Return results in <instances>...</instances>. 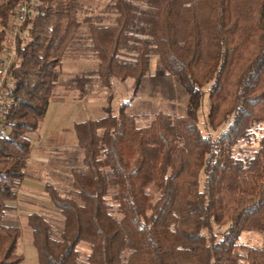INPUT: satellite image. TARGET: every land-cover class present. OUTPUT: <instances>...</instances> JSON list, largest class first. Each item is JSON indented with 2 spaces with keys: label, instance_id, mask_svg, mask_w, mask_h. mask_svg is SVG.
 <instances>
[{
  "label": "trees",
  "instance_id": "16d2710c",
  "mask_svg": "<svg viewBox=\"0 0 264 264\" xmlns=\"http://www.w3.org/2000/svg\"><path fill=\"white\" fill-rule=\"evenodd\" d=\"M21 1L0 0V55ZM84 1L35 0L17 48L10 131L0 137V264L23 260L20 229L5 221L71 50L96 62L74 76L80 99L113 79H131L138 96L156 58L154 76L174 79L186 109L138 126L126 100L73 126L68 189L44 185L60 229L27 216L37 264H264V245L240 242L243 232L264 234V134L236 154L264 126V0H104L106 23ZM205 97L215 136L199 128Z\"/></svg>",
  "mask_w": 264,
  "mask_h": 264
},
{
  "label": "rangeland",
  "instance_id": "374dc122",
  "mask_svg": "<svg viewBox=\"0 0 264 264\" xmlns=\"http://www.w3.org/2000/svg\"><path fill=\"white\" fill-rule=\"evenodd\" d=\"M104 0L83 3L89 15L104 18ZM90 52L71 50L61 67L58 85L47 109L43 122L37 133L30 135V157L25 168V178L17 191L16 200L10 203L11 209L7 213L6 224L19 227L20 237L17 251L22 255L20 264H37V254L32 246V236L27 226V216L30 213L42 214L55 228L60 229L61 222L57 210L51 204L44 191L46 182L57 189L66 191L69 185V165H75L74 159L79 157L77 142L73 126L86 120H96L104 116L103 109L109 107L114 114L119 106L130 100L129 113L137 117L138 126H147L154 115L168 114L173 117L184 116L186 109V96L170 76L159 78L154 76L156 58L151 60L149 77L142 93L132 98V80H112V87L108 90L100 83L95 82L89 94L84 98L78 97V91L73 83L77 72L89 65H95ZM81 66V67H80ZM63 102V103H61ZM208 102L204 100L200 110L199 128L203 135L215 132L210 131L206 125ZM264 134V126L255 133L250 143L240 144L236 148L238 156L249 155L256 150V140ZM152 194L156 197V192ZM240 242L251 246L264 245V234L257 231L243 232ZM80 258L84 259L89 253L87 244L78 246Z\"/></svg>",
  "mask_w": 264,
  "mask_h": 264
},
{
  "label": "built area",
  "instance_id": "2783aa9c",
  "mask_svg": "<svg viewBox=\"0 0 264 264\" xmlns=\"http://www.w3.org/2000/svg\"><path fill=\"white\" fill-rule=\"evenodd\" d=\"M34 7L35 0H22L5 30L0 55V137L10 131L6 122V113L14 98L15 79L11 70L16 59L17 48L19 45H23L26 39L25 25L34 14Z\"/></svg>",
  "mask_w": 264,
  "mask_h": 264
},
{
  "label": "crops",
  "instance_id": "0c3cea01",
  "mask_svg": "<svg viewBox=\"0 0 264 264\" xmlns=\"http://www.w3.org/2000/svg\"><path fill=\"white\" fill-rule=\"evenodd\" d=\"M95 65H89V66H87V67H84L85 69H93V67H94ZM81 67V66H80ZM80 71V70H79ZM78 71V72H79ZM131 80V79H130ZM61 103H63V102H61Z\"/></svg>",
  "mask_w": 264,
  "mask_h": 264
}]
</instances>
